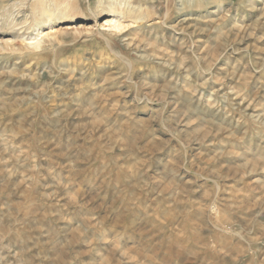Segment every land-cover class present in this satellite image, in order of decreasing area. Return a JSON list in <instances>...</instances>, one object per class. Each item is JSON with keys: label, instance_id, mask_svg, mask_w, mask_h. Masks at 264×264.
<instances>
[{"label": "rangeland", "instance_id": "1", "mask_svg": "<svg viewBox=\"0 0 264 264\" xmlns=\"http://www.w3.org/2000/svg\"><path fill=\"white\" fill-rule=\"evenodd\" d=\"M0 264H264V0H0Z\"/></svg>", "mask_w": 264, "mask_h": 264}, {"label": "bare ground", "instance_id": "2", "mask_svg": "<svg viewBox=\"0 0 264 264\" xmlns=\"http://www.w3.org/2000/svg\"><path fill=\"white\" fill-rule=\"evenodd\" d=\"M142 20V17H138V19ZM118 19V18H117ZM117 19H110L106 20L105 23L101 24V28H107L108 33L109 32H120L122 31L127 25H125L123 22ZM101 31V30H100ZM29 45V44H28Z\"/></svg>", "mask_w": 264, "mask_h": 264}]
</instances>
